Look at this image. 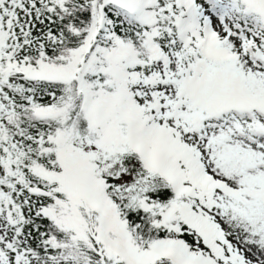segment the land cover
<instances>
[{"label":"snow or ice","instance_id":"1","mask_svg":"<svg viewBox=\"0 0 264 264\" xmlns=\"http://www.w3.org/2000/svg\"><path fill=\"white\" fill-rule=\"evenodd\" d=\"M0 264H264V0H0Z\"/></svg>","mask_w":264,"mask_h":264}]
</instances>
